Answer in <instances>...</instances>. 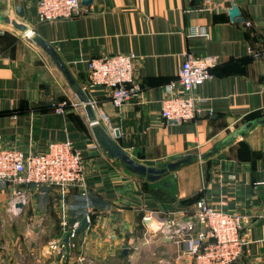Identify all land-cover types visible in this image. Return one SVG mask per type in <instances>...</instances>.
Instances as JSON below:
<instances>
[{
  "label": "crops",
  "instance_id": "crops-1",
  "mask_svg": "<svg viewBox=\"0 0 264 264\" xmlns=\"http://www.w3.org/2000/svg\"><path fill=\"white\" fill-rule=\"evenodd\" d=\"M37 1L0 0V14L33 33L0 21V149L40 153L68 140L82 156L87 192L31 187L21 209L0 181V264H12L15 251L13 264H80L79 255L90 264H188L201 197L242 216L244 252L233 264H264V122L246 128L264 115V0H80L81 15L51 22L38 20ZM231 4L241 20L229 18ZM39 40L55 49L71 83ZM118 52L136 57L142 86L119 108L86 75L90 59ZM187 55L212 74L195 91L199 115L163 121L164 85ZM63 100L66 110L57 111ZM105 139L150 167L191 158L150 181L112 157ZM84 216L67 245L50 246ZM188 220L192 230L174 233Z\"/></svg>",
  "mask_w": 264,
  "mask_h": 264
},
{
  "label": "built area",
  "instance_id": "built-area-1",
  "mask_svg": "<svg viewBox=\"0 0 264 264\" xmlns=\"http://www.w3.org/2000/svg\"><path fill=\"white\" fill-rule=\"evenodd\" d=\"M210 6L211 0H204ZM218 4V3H215ZM216 6V5H215ZM38 20L51 22L69 19L83 13L80 0H38L36 4ZM196 29H192L195 32ZM32 33V31H30ZM24 35L28 36L27 33ZM264 61V50H263ZM210 58H205L209 62ZM136 57L132 53H117L88 62L87 81L90 87L105 90L112 106L119 108L133 97L141 94L142 86L136 79ZM212 77L206 64H196L187 55L181 64L177 77L164 85L165 95L160 100V115L163 121L185 122L199 115L201 99L195 94L197 86ZM67 102L55 105L57 111L64 112ZM90 147H96L95 144ZM0 181L11 185V204H25L32 196V188L51 187L65 192L74 187L83 195L87 188L82 172V156L78 149L68 141L50 142L40 153H22L8 148L0 149ZM224 201H222L223 203ZM194 214L201 224L196 236L188 238L186 255L188 264H233L244 252L242 216L230 213L221 207L210 206L201 197L195 203ZM151 214L142 218L152 220ZM194 222L188 220L178 223L174 232L178 235L192 230ZM77 224L70 230L69 237ZM167 228V227H166ZM50 246L62 249L65 245L52 241ZM80 264H90L83 255L78 256Z\"/></svg>",
  "mask_w": 264,
  "mask_h": 264
},
{
  "label": "water",
  "instance_id": "water-1",
  "mask_svg": "<svg viewBox=\"0 0 264 264\" xmlns=\"http://www.w3.org/2000/svg\"><path fill=\"white\" fill-rule=\"evenodd\" d=\"M17 12L19 14H23V12L20 10V8L17 9ZM228 15L230 19H235V20H241L240 18H238L239 15V10L235 5L230 6L229 10H228ZM0 21L1 22H6V23H10L11 25H13L15 28L21 29L23 33H27L28 35H33V33H30V30L25 28L24 25L17 23L16 21L12 20L11 18H9L8 15H2L0 14ZM39 44H41L42 49L49 55V57L51 59H53L56 63V65L59 67V69L61 70V72L63 73V75H65V77L70 81V83L73 81V79L71 78V75H69L67 69L64 67V65L62 64V62L60 61V59H58L57 54L55 52V49L52 48L51 45H49L48 43L44 42L43 40H39ZM91 120H94L93 118H91ZM255 122H264V116L257 118V119H253L251 120L249 123H247L246 128H249L250 125L252 123ZM94 122V121H91ZM116 134L118 133L117 130L115 132ZM112 157L116 158L118 161H120L121 163L124 164V166L131 172L135 173V174H140L142 176H145L146 179L150 180V181H155V179L160 178L163 175H167L169 173H171V171L175 170L177 167H179L182 164H186V162H188L191 158V155H186L180 158H174L171 159L170 161H168L167 163L160 165V166H154V167H150V166H146L142 163H137L136 161H134L128 154H126L122 149H120L119 147L115 146L110 150L109 153ZM15 206L19 207V208H23V204L20 202H17L15 204ZM87 217L84 216L81 218V223L80 225L75 228V230L73 231V233H77L82 231L85 226L87 225ZM71 232H67L64 235L63 238V243L67 244L68 243V239L70 236ZM125 251V248L123 250V252ZM126 252V251H125Z\"/></svg>",
  "mask_w": 264,
  "mask_h": 264
},
{
  "label": "trees",
  "instance_id": "trees-1",
  "mask_svg": "<svg viewBox=\"0 0 264 264\" xmlns=\"http://www.w3.org/2000/svg\"><path fill=\"white\" fill-rule=\"evenodd\" d=\"M264 116V115H263ZM258 117H262V115H259V114H256V115H253L252 117H250V119H255V118H258ZM101 143H102V146L104 149H106L108 151V153H110V150L115 147L114 145H112L108 140H101Z\"/></svg>",
  "mask_w": 264,
  "mask_h": 264
},
{
  "label": "rangeland",
  "instance_id": "rangeland-1",
  "mask_svg": "<svg viewBox=\"0 0 264 264\" xmlns=\"http://www.w3.org/2000/svg\"><path fill=\"white\" fill-rule=\"evenodd\" d=\"M27 38H30L31 37V35H28V36H26ZM175 233V232H174ZM67 245V244H66ZM133 246H131V248H132ZM134 250V249H133ZM16 251L15 252H13V253H11L12 254V258H11V262H12V264H13V262H15V260L13 259V256H17L16 255ZM29 262H31V259L30 260H28V263L27 264H29Z\"/></svg>",
  "mask_w": 264,
  "mask_h": 264
}]
</instances>
